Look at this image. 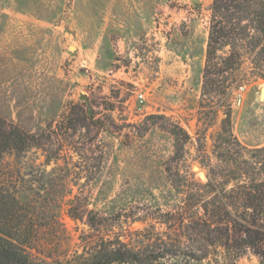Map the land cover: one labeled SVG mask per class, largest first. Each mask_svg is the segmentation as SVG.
<instances>
[{
    "label": "rangeland",
    "instance_id": "374dc122",
    "mask_svg": "<svg viewBox=\"0 0 264 264\" xmlns=\"http://www.w3.org/2000/svg\"><path fill=\"white\" fill-rule=\"evenodd\" d=\"M213 1L0 0V119L32 136L0 191L32 264H264V37L243 20L206 93Z\"/></svg>",
    "mask_w": 264,
    "mask_h": 264
},
{
    "label": "trees",
    "instance_id": "16d2710c",
    "mask_svg": "<svg viewBox=\"0 0 264 264\" xmlns=\"http://www.w3.org/2000/svg\"><path fill=\"white\" fill-rule=\"evenodd\" d=\"M210 10L211 20L203 73V89L209 94L216 91L215 88H228V78L223 74L232 75L240 67L239 54L230 52L226 56L220 57L218 52L238 40L242 41L249 37L248 27H242L241 22L248 19L252 25H255L257 33L261 34L262 38L264 37V1L214 0ZM249 38L252 39V37ZM260 40L261 38H258L256 44ZM222 124L228 128L225 131L229 139L233 140L229 130V114H226ZM6 128L8 139H1L0 146L4 144L3 147H5L10 141L11 145L21 149L32 139V136L0 119V129L5 130ZM6 198L0 191V264H32L21 248L14 243L10 231L5 230L6 223L10 221L9 214L12 212L11 204Z\"/></svg>",
    "mask_w": 264,
    "mask_h": 264
},
{
    "label": "built area",
    "instance_id": "2783aa9c",
    "mask_svg": "<svg viewBox=\"0 0 264 264\" xmlns=\"http://www.w3.org/2000/svg\"><path fill=\"white\" fill-rule=\"evenodd\" d=\"M138 99H139L140 102H142L143 101V96L142 95H139L138 96Z\"/></svg>",
    "mask_w": 264,
    "mask_h": 264
},
{
    "label": "water",
    "instance_id": "95a60500",
    "mask_svg": "<svg viewBox=\"0 0 264 264\" xmlns=\"http://www.w3.org/2000/svg\"><path fill=\"white\" fill-rule=\"evenodd\" d=\"M195 1V0H194ZM261 96L263 97L264 96V90H262V92H261Z\"/></svg>",
    "mask_w": 264,
    "mask_h": 264
}]
</instances>
